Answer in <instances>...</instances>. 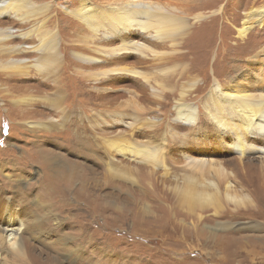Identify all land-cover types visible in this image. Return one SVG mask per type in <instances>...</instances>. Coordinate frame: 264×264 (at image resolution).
I'll return each instance as SVG.
<instances>
[{"label":"rangeland","instance_id":"rangeland-1","mask_svg":"<svg viewBox=\"0 0 264 264\" xmlns=\"http://www.w3.org/2000/svg\"><path fill=\"white\" fill-rule=\"evenodd\" d=\"M33 1L51 4L46 26L54 28L60 19L61 38L72 31L62 12L67 3L77 7L76 0ZM159 3L175 4L189 16L186 42L195 48L202 45L203 52L197 49L193 55L204 61L191 65V72L187 62L174 67L169 60L146 61L141 72L148 94H140L144 86L130 77L112 82L113 91L91 92L90 85L73 73L74 62L64 46L62 84L68 88L64 105L69 107H52L58 101L53 82L45 87L43 75L33 69L25 79L9 80L0 72V264H264V177L258 171L259 156L248 157L239 167L234 166L238 154L214 141L195 142L192 148L181 145L188 136L203 138L204 128L210 127L202 101L214 80L225 90L241 87L253 97L264 96V64L251 63L264 47V23L260 27L255 22L244 39L237 33L251 11L264 7V0ZM198 14L205 19L196 21L193 16ZM3 23L17 28L12 19ZM2 57L6 56L0 52V63L7 62ZM190 83L201 87L186 103L196 110L197 131L180 120L178 113L186 107H176L180 85L189 89ZM151 88L162 94L159 101ZM32 98L43 100L34 103ZM21 100L34 106H17ZM94 112L103 116L96 139L81 132L89 125L63 118ZM83 133L88 135L84 146L78 143ZM109 141L151 147L164 142L169 150L166 167L100 149ZM187 158L221 163L236 186L232 193L236 201L224 199L221 206L208 205L195 213L181 211L173 195L181 176L201 172L188 165Z\"/></svg>","mask_w":264,"mask_h":264},{"label":"bare ground","instance_id":"bare-ground-1","mask_svg":"<svg viewBox=\"0 0 264 264\" xmlns=\"http://www.w3.org/2000/svg\"><path fill=\"white\" fill-rule=\"evenodd\" d=\"M76 1L77 7L70 3L63 6L62 15H66L64 20L72 24V31L68 32L65 38H61L60 19H57L56 27L46 26V20L50 19L48 12L51 4H39L33 0H0V52L6 56L1 59L7 61L0 63V72L6 73L9 80L19 77L25 79L30 75L28 70L31 69L39 77L43 75L42 85L46 87L53 82L55 89L53 95H57L58 101L52 107L59 110L61 107H69L64 105L68 88L64 90L67 85L62 84V70H64L62 68L66 64L63 46L65 50L70 51L71 61L74 62L72 69L76 78L90 85L91 92L97 94L102 93L101 89L103 92L113 91L115 88H110L112 82L123 81L128 77L144 86L140 94L147 93L148 83L141 72L146 61L169 60L170 63L167 64L174 67L187 62L190 64V67L187 65L189 72H191V65L197 60L204 61V58L193 55L194 52H199L198 50L203 52L202 45L199 44V47L195 48L192 42H186L189 38L187 35L190 34L189 16L175 4L164 6L159 3V0H97V3L92 0ZM42 16H47V18L41 19ZM61 18L63 19V16ZM193 18L198 22L205 19L204 14H198ZM4 19H9V21L12 19L13 23L17 24V28L5 25ZM255 22L260 27L264 23V7L249 13L243 27L237 31L239 38L244 39L248 36ZM17 39L20 41L17 42ZM169 48H171L170 51ZM251 63L264 64V47L258 55L254 56ZM213 82L206 98L202 101L205 117L210 122V127L204 128L208 135L194 139L188 136L183 141L182 138L180 139L181 145L192 148L195 142L214 141L228 151L238 154L237 162L233 164L239 167L248 157L258 155L257 160H260L262 165L259 166L258 171L262 174L261 177H264V96L253 97L248 89L239 90L241 87L238 90L233 88L225 90L218 81ZM102 84L104 86L100 87ZM185 85L179 87L180 99L176 107H186L178 113L182 118L180 120H184L183 125L195 128L194 131H197L196 110L190 109L189 107L194 106L186 103H188L187 97L195 94L201 87L190 83L189 89H186ZM150 90L155 99L159 101L162 98L158 88ZM175 97L174 92L170 94V100H175ZM42 100L32 98L34 103ZM20 102L17 106L21 104L34 106L26 100ZM95 112L87 114L86 117L82 113L79 115L66 114L63 118L68 120L71 117L73 122H80L83 126L89 125V128L82 127L81 132H90L96 139L100 133L95 129L100 128L98 123L103 116L100 117ZM40 114L43 112H36V115ZM194 135L197 137L198 132ZM87 136L84 133L80 134L79 145L86 144L84 140ZM192 139L194 140L192 144L185 145ZM125 142L109 141L105 148L100 149L112 155L117 154L132 161L142 160L160 169H165L166 155H169V150L165 147L166 143L163 142L161 147L158 145L151 147ZM167 146L169 149L172 148L170 144ZM186 161H189L188 165L200 167L201 172L199 176H181L179 180L181 185L179 188L176 187L173 193L179 205H182L181 211L195 213V211L205 210L208 205L221 206L224 199L236 201L237 197L232 195L236 186L230 183V176L227 175L221 163L196 162L190 158ZM24 228L27 227L24 226Z\"/></svg>","mask_w":264,"mask_h":264}]
</instances>
